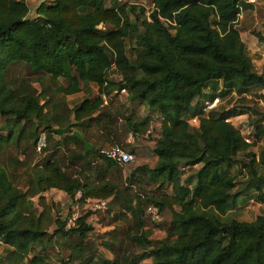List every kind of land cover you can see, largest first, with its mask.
Masks as SVG:
<instances>
[{
	"label": "trees",
	"instance_id": "1",
	"mask_svg": "<svg viewBox=\"0 0 264 264\" xmlns=\"http://www.w3.org/2000/svg\"><path fill=\"white\" fill-rule=\"evenodd\" d=\"M152 1L155 8L147 19L143 5L127 0L110 4L106 0H44L33 14L26 0H0V116L5 117L0 125V151L25 138L32 139L35 147L40 132L49 143L52 128L66 124L79 130L93 146L84 150L74 133L53 138L41 167L33 164L35 173L28 175L25 189L14 183L0 159V237L7 246L0 264H21L26 258L28 264H264V213L252 220L221 217L238 204V193L264 202V171L257 170L255 160L259 156L258 162L264 164V145L259 155L252 150L264 137V124L252 123V141H245L242 128L227 119L243 110H205L204 101L219 95L202 92L211 79H222L223 87L238 92L264 86V73L254 69L236 24L238 13L252 3ZM138 27L141 32L136 36ZM257 35L264 40V34ZM132 38H136L137 50L133 60L126 54V41ZM15 63L28 65L38 79L46 75L54 82L53 90L61 95H55L53 106L63 104L66 94L80 90L83 81L95 82L99 92L70 108L67 104L69 113L66 108L47 112L46 105L53 97L46 102L44 89L34 93L20 82L21 89L16 90L6 82L4 70ZM111 67L120 73L119 80L108 76ZM59 77L66 82H59ZM115 87H124L129 102L146 106L160 118L153 147L155 164L135 166L124 177V186L113 177L122 176L114 172L121 170L120 164L100 153L105 145L93 141L92 129L112 141H121L127 131L137 134L147 129L151 114L134 120L131 111L123 115L124 120L120 115L118 118L111 105L119 95L110 93ZM212 88L217 87L214 84ZM101 92L108 95L107 105ZM200 94L204 100L192 102ZM191 115L199 117L195 128L187 121ZM68 141L81 147L69 149L73 156L66 164L78 167L66 171L57 158V147ZM48 148L42 150L47 152ZM180 165H189L184 171L191 168L184 178ZM236 165L240 170L247 167L248 184L237 179L242 172L233 171ZM133 183L139 189L125 194L132 191ZM150 184L153 190L147 192L144 188ZM51 187L64 190L71 198L80 190L82 198L103 197L115 202L118 210L113 217L123 219L130 245L140 249L119 253V248L104 240L103 247L114 250L116 256L110 261L97 258V248L88 243L93 226L87 221L89 212H85L68 228L66 216L54 219L52 237L62 238L61 246L70 250L66 260L60 257V262L53 261L47 251L50 235L43 230L51 206L45 203L36 215L26 211L24 204L26 199L32 204L34 195L42 198L41 193ZM250 188L255 194H247ZM149 204L160 212L171 210L163 238L150 237L145 228ZM117 237L112 236V240ZM34 246L39 249L31 253ZM146 258L149 261L141 263Z\"/></svg>",
	"mask_w": 264,
	"mask_h": 264
},
{
	"label": "rangeland",
	"instance_id": "2",
	"mask_svg": "<svg viewBox=\"0 0 264 264\" xmlns=\"http://www.w3.org/2000/svg\"><path fill=\"white\" fill-rule=\"evenodd\" d=\"M40 1L44 0H36L35 4L37 5ZM49 1V0H45ZM141 0H127L129 4L135 3L137 5H142L140 3ZM113 0H106V4L112 3ZM138 2V3H136ZM141 2L144 3V0ZM150 0H145V4L148 5ZM34 3V1H33ZM33 3L31 4V8L29 13L33 14L34 9L36 5L34 6ZM254 4L253 8H249L247 10H242L241 15L237 19V26L240 30L241 37L244 39V42L246 44L248 53L250 52L251 48H249V40L248 38H254L256 41V45H259V36L257 34H264V0H254L252 2ZM33 5V6H32ZM131 18H134L133 14H130ZM143 17L140 16V18ZM141 32V28L138 27L136 31V36ZM258 38V41L256 40ZM135 39H127L126 41V54L129 56L131 60L134 59L135 54L137 53L136 46H135ZM264 48V47H263ZM251 57L254 58H262L259 62H257L255 65H259L260 71H263L264 69V53H260L259 57L254 56V54L249 53ZM10 68H6L4 70V74L6 77V82L11 84L12 87H14L16 90H20V82L27 87V89L31 92L37 93L40 90L42 91L44 89V93H46L43 97H45L46 102L47 100H50V102L47 103L46 109H48L47 112H60L63 108H66L68 100H66V96L63 100V104H58L53 106V102L56 100L57 96L56 94H59V92H55L53 90L54 82L49 79L46 75L43 76L42 79H38L36 76V73H33L28 65L24 63H15L9 66ZM256 69V68H255ZM258 69V70H259ZM108 76L110 78H113L115 80L120 79V73L118 72L115 67H111L108 70ZM71 75L69 74L68 77ZM71 79V77H70ZM59 82H66V79L63 77L58 78ZM85 82L83 81V84ZM216 85V89L214 90L212 88L213 85ZM224 82L222 79H211L209 84L202 87V92H212L215 91L218 96L217 103L211 107L218 110H226L228 108H240L243 110L242 113L233 115L230 120L237 125L240 129L244 126H249L250 128H253L252 123L256 124H264V86L261 85H254L249 87L247 90L243 92H238L235 89L228 90L227 87H223ZM53 90V92L51 91ZM227 90L224 94L221 93L222 91ZM126 97V98H125ZM70 98V97H68ZM126 99V101H123ZM200 101V103L204 100L202 95H196V98L192 99V102ZM123 101V102H122ZM123 103V106L122 104ZM107 105V104H106ZM113 109L117 111L118 118L119 115L122 117V120H124L123 115L130 114L132 111L133 113V119L134 120H142V118L147 115L151 114L150 122L149 124L153 125V129L151 132H147V129L140 130L137 134L134 132L127 131L126 129V136L121 141H112L109 138H106L105 135L100 136L99 133H96L95 130L92 129L93 134V141H95L99 146L106 145L109 143L117 142L122 144L126 149L132 150L135 153V159L132 162L120 164L118 169H115L114 172L116 174H122V176H118V178L113 175L115 179H118L122 181L124 186L126 184L125 176L129 174V172L135 168L138 164H141V162H147L148 164L153 163L154 156L152 155V142L155 138H157L158 130H159V120L160 118L157 113L154 111H149L146 106L139 104L137 102H129L127 100V94L123 93L121 95L115 96L113 98V102L111 103ZM124 105H126L124 107ZM68 107V106H67ZM70 108V107H69ZM65 111H68V108H66ZM69 113V111H68ZM5 117L0 116V125L4 122ZM118 120V119H117ZM124 122V121H123ZM65 126V125H64ZM118 127V125H117ZM193 127V126H192ZM123 126L121 127V129ZM149 128V127H148ZM195 128V127H193ZM134 136V140L131 142L126 141V138L131 133ZM131 134V135H132ZM55 138L52 136V138L48 140L45 136V145L48 146L52 144V139ZM32 139H23L20 141L18 145H9L5 146L0 151V159L2 165L6 168L8 173L10 174V177L13 179L14 183L18 185L20 188L25 189L27 184V177L30 173H35V168L33 164H38V167H41V162L44 159V155H46L51 148L47 149L46 151H43L42 149L38 151L36 149V146L33 147L32 145ZM264 145V137L261 136L259 138L257 144L252 146V150L255 151L258 155L260 153L261 146ZM43 146V147H44ZM81 147L80 143H76L74 141H68L66 145H60L57 147L59 150L57 151V158L60 163H62L63 168L68 171L71 170V168H77L72 167L70 164L67 165L66 163L71 159L73 156L72 152L69 150L70 148H74L75 150H79ZM15 160H18L17 164L15 163ZM257 170L259 172L264 171V164H261L259 160V156L257 159ZM260 161V162H258ZM147 164V165H148ZM36 167V165H35ZM196 167V166H195ZM37 168V167H36ZM191 168L189 167L187 171H190ZM238 170L240 168L236 165L233 167V171L238 174ZM247 170V167L246 169ZM245 170H240L242 174H238L237 179L243 180L244 182L249 181V176L246 175ZM249 182H247L248 184ZM153 185L150 184L148 187H145L144 190H153ZM132 191L124 192L125 194L133 192V190H138V186H136V183L131 184ZM168 190H170V187H167ZM247 194L250 193V195L255 194V191L253 188H250ZM239 196V202L238 204L233 207L231 210L227 211L225 214H222L221 217L224 220L230 219V218H236L240 220H252L256 217V215L260 213H264V202H260L259 200H256L254 197H242L245 196L244 193H238ZM33 200V203H28L27 199L25 200L26 208L25 210L28 212H33L36 215L39 214V212L45 208V203L50 205V210L46 211L47 218L45 220V224L43 225V230L46 232L47 235H50L51 242L49 241L47 245V251L51 254V259L53 261L60 262L59 258L61 257L62 260H66L68 258L69 248L62 245L64 240L62 238L58 237L57 235L52 237L51 234L55 231L56 223L54 222V219L57 216H68L71 213L74 214H83L85 212H89L87 221L93 226V230L89 233L88 243L92 247L97 248V258L108 259L109 261L112 260L116 253H114V250H110L107 247H103V241L106 240L108 242H111V244H114V248L118 249L119 253H125L128 251H136L140 248L135 247L134 245H130L129 238L125 236V227L127 224L123 222V219L115 220L113 217V212L115 210H118V207L115 202H109L108 207L103 210H90L86 207V205L82 202L79 204H72L70 202V198L67 197L64 192L61 193V191L57 189H49L44 192V195L42 198H38V195H34L31 197ZM92 213V214H91ZM171 210L164 209L160 212V219L157 221L152 220L149 216H147V223L145 228L150 230V237L152 238H163L166 236V232L164 231L166 223L170 219ZM128 217V216H127ZM134 231V230H133ZM118 236L117 239L112 240V236ZM7 246L4 244H0V258H2L6 253ZM39 249V246H34L32 249L33 253L34 251H37ZM118 253V254H119ZM149 258H146L141 261V263L148 262ZM21 264H28V259H24ZM100 264H111V262H101Z\"/></svg>",
	"mask_w": 264,
	"mask_h": 264
},
{
	"label": "built area",
	"instance_id": "3",
	"mask_svg": "<svg viewBox=\"0 0 264 264\" xmlns=\"http://www.w3.org/2000/svg\"><path fill=\"white\" fill-rule=\"evenodd\" d=\"M117 1H125V0H117ZM247 1H252V0H247ZM140 3H142L143 6L145 7V10H144L145 17L147 19H150V13L155 8L154 2L152 0H150L148 5L141 2V1H140ZM240 15H241V11L238 13V17ZM162 19H164V18H162ZM168 21L173 23V21H170V20H168ZM110 93L111 94L126 93V89L124 87H122V88L115 87L114 89H112V91ZM100 95L102 97L103 104L108 103L107 93L101 92ZM217 101H218V97H215L212 100H205L204 101V109L205 110L211 109V107H213L217 103ZM230 118H227V119L230 120ZM187 121L191 126L197 127L199 124V117H198V115H191V116H188ZM148 127L149 128H147V132H151L153 129V125L150 124ZM242 133L244 135L245 141H247V142L252 141L253 128H250L249 126L246 125L242 128ZM131 134H129L127 136L126 141L131 142L134 140V136H133V134L132 135ZM44 145H45V133L40 132V134L37 138V141H36V149L38 151H40ZM99 150H100L101 154H103L104 156L114 160L115 162H117L118 164H121V165L128 163V162H132L135 159V153L133 151L127 150L122 144L117 143V142H113V143H110L108 145L102 146ZM188 166L189 165H180V168L186 169ZM194 166H197V164ZM80 200H82V202L90 210L106 209L108 207V203H109V199L103 198V197H85V198H82L81 191L77 190L75 192V194L73 195V197L71 198V201L73 202V204L77 205L80 203L79 202ZM145 212L150 216V218L152 220L158 219L160 216V211L158 210L157 206H155L153 204H149L146 207ZM76 217H77V214H74V213H71L70 215L66 216L65 227L68 228V227L72 226L75 223ZM0 244H4V241L1 237H0Z\"/></svg>",
	"mask_w": 264,
	"mask_h": 264
},
{
	"label": "crops",
	"instance_id": "4",
	"mask_svg": "<svg viewBox=\"0 0 264 264\" xmlns=\"http://www.w3.org/2000/svg\"><path fill=\"white\" fill-rule=\"evenodd\" d=\"M33 1H34V3H33ZM35 1L36 0H26V2L28 3V5H29V11H30V6H31V4L33 3V5L35 6L36 4H35ZM142 1V0H141ZM254 0H252V1H248V2H253ZM37 3H38V1H37ZM137 3V2H136ZM144 3H145V0H144ZM142 4V3H141ZM32 5V6H33ZM143 5V4H142ZM254 7V4L252 3V7H250V8H253ZM247 9H249V8H247ZM247 9H244V10H247ZM145 14V13H144ZM240 36H242L241 35V33H240ZM241 39L243 40V42H244V39L241 37ZM248 40H249V48H251V50H250V52L249 53H252V54H254V56H256V57H259V55H260V53H264V40H262V39H260L259 38V45L260 46H258V45H256L255 43H256V41H255V39L254 38H248ZM256 40L258 41V38H256ZM245 43V42H244ZM245 46H246V44H245ZM246 50H247V47H246ZM248 51V50H247ZM262 58H254V57H251V60H252V63H253V66H254V69L257 71V72H259V73H264V70L263 71H260V69H259V65H255L257 62H259L260 60H261ZM259 69V70H258ZM264 69V68H263ZM81 89L80 90H78V91H76V92H73V93H70V94H66L65 96H66V100H68L69 102H67V104H68V106L69 107H71V106H73L74 104H76V103H78L79 101H81L85 96H89V97H93V96H95L98 92H99V90H98V85L95 83V82H85L84 84L83 83H81ZM121 94H123V93H120L119 95H121ZM68 97H70V98H68ZM126 98V97H125ZM123 101H126V99H124ZM122 101V102H123ZM156 115H158V114H156ZM158 117H159V115H158ZM73 120V118H72V115H71V122H73L72 121ZM75 121V120H74ZM159 124H160V120H159ZM93 126V128H96V125H92ZM72 127V126H71ZM72 128H75V127H72ZM119 130H121V128L119 129ZM67 133H72V132H65V133H63V134H57V133H54L53 132V134H52V136L53 137H55L56 139H58V138H60L61 136H63V135H65V134H67ZM159 135V132H158V134H157V136ZM125 138V137H124ZM123 140V139H122ZM155 139L153 140V141H151L152 142V155L154 156V160H153V163H150V164H148L147 162H141V164H148L149 166H153L154 164H155V162H156V160H157V156L155 155V153L153 152V147H154V144H155ZM129 163V162H128ZM179 168H180V166H179ZM181 169V168H180ZM185 169H183V172H182V178H184L187 174H188V172L189 171H184ZM237 188V187H236ZM49 189H57L56 187H51V188H49ZM49 189H47V190H49ZM47 190H45V191H47ZM58 190L59 191H61V193H63L64 192V194L67 196V197H69L68 196V194L64 191V190H62V189H59L58 188ZM45 191H43L41 194H43L44 195V192ZM70 198V202L73 204V202L71 201V197H69ZM174 207L175 208H179V206L176 204V205H174ZM92 214V213H91ZM88 219H89V217H88ZM160 219V217L158 218V219H155L154 221H157V220H159ZM169 221V220H168ZM164 231L166 232V230L164 229Z\"/></svg>",
	"mask_w": 264,
	"mask_h": 264
},
{
	"label": "water",
	"instance_id": "5",
	"mask_svg": "<svg viewBox=\"0 0 264 264\" xmlns=\"http://www.w3.org/2000/svg\"><path fill=\"white\" fill-rule=\"evenodd\" d=\"M72 121L74 122V119ZM52 132L57 133V134H63L65 132H72L81 139V141L84 144V150H88L93 147L92 144L82 135V133L79 130L72 128L70 124H66L65 126H54L52 128Z\"/></svg>",
	"mask_w": 264,
	"mask_h": 264
}]
</instances>
